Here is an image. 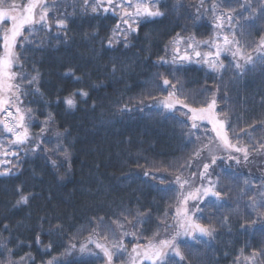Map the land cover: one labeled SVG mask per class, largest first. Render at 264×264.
Returning <instances> with one entry per match:
<instances>
[{
    "label": "snow or ice",
    "instance_id": "obj_1",
    "mask_svg": "<svg viewBox=\"0 0 264 264\" xmlns=\"http://www.w3.org/2000/svg\"><path fill=\"white\" fill-rule=\"evenodd\" d=\"M184 8L181 0H172L170 5L161 0H73L71 3L0 0V177L21 176L22 157L32 155L42 157L46 165H51L59 183L71 179L78 137L69 127L58 124L51 111H46L43 120L37 123L41 112L31 107V101L25 103L26 97H39L46 106L62 104L66 111H78L81 104H88L92 89L107 86L105 80L125 82L126 77L136 73L139 65L135 61L117 59L116 53L123 55L135 47L133 41H140V32L148 24L160 23L169 12L176 14ZM205 15L211 19L210 38L198 40L194 34L182 35L188 32L187 27L175 32L164 45L166 55L152 62L153 66L170 65L168 75L153 73L140 85L142 91L129 97L126 103L118 102L113 113L123 116L139 112L148 119L171 121L185 143L194 145L192 151L164 168L173 176L171 181L156 175L162 166L149 163L146 158L142 174L123 172V165L128 161L120 162L122 175L118 179L140 186V195L134 197V203L133 198L128 201L121 198L119 202L110 200L108 189L97 175L98 186L85 189L88 197L95 198L90 205L95 211L87 219L90 229L87 241L78 247L73 242L77 233H72L61 257L70 256L74 251H79L82 257L98 256L88 248V244H94L95 249L103 253L104 264H203L207 253L202 255L201 247L210 248L222 232L231 235L235 229L241 234H250L253 239L259 236L261 243L259 246L245 243L231 254V264H264V177L242 176L232 167L233 163L249 165L258 159L264 163V118L243 122L244 117L236 111L237 105L231 99L227 83L215 91L205 89L192 95L176 76L185 63L207 65L220 74L221 80L231 68L230 82L256 70L264 74V0H199L195 19L191 15L188 18L195 24ZM108 16L118 19L104 37H100L96 25H89L93 30L81 34L89 43L98 41L104 54L113 55L103 67L104 80L97 77L87 83L92 79L89 72L80 71L78 66L59 58L62 78L83 86L72 88L64 95L58 89L54 101L46 99L42 84L45 74L40 68L45 52L69 44L70 26L78 17L95 21ZM153 38L151 32L144 34L146 47L141 48V52L150 51ZM181 44L185 45L183 53ZM203 47L208 50L201 51ZM90 51L95 54V49ZM169 52L170 59L166 58ZM229 56L231 61L226 65L223 58ZM26 65H30V71L25 70ZM157 92L162 94L157 95ZM206 93L207 98L201 99ZM260 105L264 107V95L260 97ZM90 107L95 112V102ZM110 123L101 113L92 128ZM33 127H38L39 131L32 132ZM257 132L262 134L257 136ZM124 143V151L131 155V137ZM134 163L141 167L139 159ZM101 166L97 164L96 168ZM38 174L32 169L34 177ZM144 188L149 193H160L162 198L173 194V203L169 205L171 214L165 210L157 216L156 230L150 234L147 225L153 220V209L151 205L140 203ZM41 197V192L29 190L20 182L14 186V197L8 202L6 212L28 209L30 218L33 202ZM45 199L51 201V194ZM221 210H226L223 215H220ZM5 220L7 215L0 220V264H34L30 253L19 255L16 250L25 241L14 237L13 231L22 227L24 221L13 226ZM38 223L41 228L45 223L49 225V236L66 235L65 221L54 213L44 211ZM169 228L172 233L162 236L161 231L167 233ZM35 243L41 244L39 232ZM52 247L50 241L44 250L49 252ZM229 254L228 251L223 253L224 256ZM214 259L218 264V257ZM48 264L65 262L53 257ZM80 264L88 262L81 260Z\"/></svg>",
    "mask_w": 264,
    "mask_h": 264
},
{
    "label": "trees",
    "instance_id": "obj_2",
    "mask_svg": "<svg viewBox=\"0 0 264 264\" xmlns=\"http://www.w3.org/2000/svg\"><path fill=\"white\" fill-rule=\"evenodd\" d=\"M65 2L71 3L73 0H65ZM161 2L170 5L172 0H161ZM181 2L185 5L184 9L176 14L169 12L167 18L160 23L148 24L140 32V41H133L135 47L126 50L123 55L119 52L115 54L117 59L135 61L139 65L136 73L126 77L125 82L105 80L104 83L107 86L92 89L88 104H81L78 111H66L62 104L52 103L46 106L39 97H26L25 103L31 101V107L41 112L37 123L43 120V114L46 111H51L55 114L57 123L69 127L73 135L78 137V141L72 159L71 179L65 180L62 184L56 180V173L51 165H46L42 157H33L32 155L26 158L22 157L23 174L21 176L18 178L0 177V220H4L5 215H7V220L4 222L13 226L18 221H24L22 227L13 231L14 237H19L25 241L24 245L16 249L19 255L30 253L34 257V264H48V261L53 257H60L65 264H80L81 260H86L88 264H104L103 253L95 249L94 244H88V248L97 252L98 256L82 257L79 251H74L70 256L61 257V253L64 252L72 233H77V239L73 242L78 247L80 243H85L89 236L90 229L88 228L87 219L95 211V208L90 206L95 198L88 197L85 189L89 187L95 189L98 186L97 175H99L104 188L108 189L110 200L119 202L121 198L125 201L133 198L134 203V197L140 195V186L136 182L129 184L118 179L122 175L121 170H119L120 162L128 161L126 165H123V172L142 174L146 158L149 163L155 162L162 166L161 171L155 173L156 175L167 177V180L171 181L173 176L164 168L169 164L180 161L192 151L194 145L185 143L184 139L177 134L178 128H175L171 121H161L158 118L148 119L139 112L123 116L113 114L118 102L121 104L126 103L129 97L137 96L142 91L140 87L142 82L147 80L153 73L161 72L166 76L168 75L170 65L153 66L152 62L158 57L166 55L164 45L175 32H180L181 29L187 27L188 32H182V35L194 34L198 40L210 38L213 29L208 15L197 20L195 24L193 19L188 18L191 15L195 19L199 0H181ZM205 6L207 7V5ZM232 6L235 7L236 5L233 4ZM203 11L201 9V12ZM116 22V17L113 16L101 17L95 21L90 17H78L75 23L70 26L72 28L70 33L72 39L69 44L45 52L40 68L45 74L42 84L46 92V99L54 101L58 89L62 90L61 94L64 95L72 88L83 86L62 78L61 72L63 69L57 62L59 58H64L65 62H71L78 66L80 71L89 72L92 79L87 83L94 82L97 77L104 80L103 67L109 64L113 55L111 53L104 54L98 41L89 43L82 39L81 34L93 30L89 25H96L99 28L100 37H104ZM146 32L153 33L154 38L151 41L150 51L141 52L140 49L146 47L143 43ZM90 49H95V54ZM166 58L170 59L171 54L168 55L167 53ZM223 59L226 65L231 61L228 57ZM25 70L30 71V65H26ZM232 75L233 70L229 68L223 74L221 80L220 74L210 70L205 65L188 63H185L183 68L176 73L185 89L192 95L205 89L215 91L218 86L222 88L227 83L231 99L237 105L236 111L244 117L243 122L264 118V107L260 105V97L264 95V74L256 70L242 79L230 82ZM168 78L172 79L173 77L169 76ZM126 85H130V87ZM156 94L160 95L162 93L157 92ZM203 98H207V93L204 97H201V99ZM93 102L96 104L95 112L90 107ZM101 113L111 123L102 128L97 127L94 130L92 124ZM38 131V127L32 128V132ZM261 134L259 132L255 133L257 136ZM128 137H131V155L124 151L126 147L124 141ZM49 138H51V134H49ZM138 152L141 153L140 156L137 155ZM137 159H139L141 167H137L134 163ZM97 164L102 166L97 169ZM218 164H221V162L218 161ZM221 167L227 169L228 165H221ZM232 167L240 172L242 176L264 177V163H260L259 159L249 165L241 164L237 167L233 164ZM32 169H36L39 174L34 177ZM217 171L219 172L220 169L217 168ZM20 182H24L29 190L42 193V197L32 204L30 218H28V209L6 212L8 202L14 197V186ZM172 187L177 186L172 185ZM49 193L52 197L51 201L45 199ZM143 193L140 203L146 206L151 205L153 209V220L147 225L150 234L151 231L156 230L157 216L162 215L165 210L171 214L172 209L169 208V205L173 203L171 199L173 194L169 193L168 196L162 198L160 193H149L146 188L143 189ZM86 205L89 206L86 207ZM232 206L235 207V204L232 203ZM38 209L54 213L64 220L66 235H47L49 225L45 223L41 228L38 217L43 215L44 211H38ZM225 211L221 210L220 215H223ZM168 230L172 231L171 228ZM38 232L40 233V245L35 243ZM50 241L53 242V247L51 251L46 252L44 246ZM245 243L259 246L261 238L257 236L253 239L250 234H241L235 229L231 235L222 232L219 238L212 242L210 248L201 247V254L207 253L203 264H217L214 257H218V264H231L233 259L231 254L237 252ZM225 251L230 254L224 256Z\"/></svg>",
    "mask_w": 264,
    "mask_h": 264
},
{
    "label": "rangeland",
    "instance_id": "obj_3",
    "mask_svg": "<svg viewBox=\"0 0 264 264\" xmlns=\"http://www.w3.org/2000/svg\"><path fill=\"white\" fill-rule=\"evenodd\" d=\"M254 2H255V0H254ZM118 18L116 17V20H117ZM212 33H213V31H212ZM212 33H211V35H212ZM209 39V38H208ZM184 47H185V45H183V44H181L180 45V48H181V52L183 53V51H184ZM208 49H207V47H203V48H201V51H207ZM190 51V50H189ZM169 54H171V52H169L168 53V55ZM172 55V54H171ZM223 58V57H222ZM229 59H231V57L229 56L228 57ZM189 64V63H188ZM191 64H196V63H191ZM206 67H208L207 65H205ZM234 164V163H233ZM235 165V164H234ZM235 166H237V165H235ZM240 166V165H239ZM239 166H237V167H239ZM161 229H163V226H162V228ZM172 230V229H171ZM172 233V231H169L168 230V232L167 233H165L163 230L161 231V235L162 236H164V235H170ZM91 245V244H90Z\"/></svg>",
    "mask_w": 264,
    "mask_h": 264
}]
</instances>
